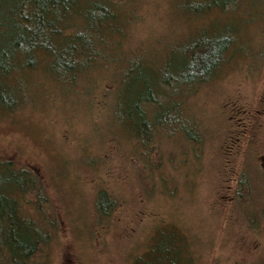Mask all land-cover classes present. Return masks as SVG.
Instances as JSON below:
<instances>
[{
  "label": "rangeland",
  "instance_id": "obj_1",
  "mask_svg": "<svg viewBox=\"0 0 264 264\" xmlns=\"http://www.w3.org/2000/svg\"><path fill=\"white\" fill-rule=\"evenodd\" d=\"M127 3L133 13H128L132 27L122 39L126 50L155 49L158 53L164 40L179 53L193 56L187 39L195 23L177 12L175 5H167L165 0H139L137 7ZM174 39L176 44H172ZM134 63H126L120 70H128ZM163 76L167 78V73ZM105 79L118 85V75ZM208 82L196 92L183 115L186 121L189 112L192 122H198L201 138L190 147L179 137L177 144L165 136L156 137L161 152L157 148L154 195L145 192L151 184L144 179L148 171L140 162L134 167L123 146L112 141L118 136V123L110 110H88L86 97L72 100L66 111L58 101L39 112L28 108L24 115L28 119L18 120V125L27 123L24 131L14 130V123L8 120L0 121V161L33 170L49 198L46 211L55 224L49 264H128L152 245V235L143 241L155 222L156 234L175 229L178 243L181 238L189 241L187 250L191 257L195 255V264H264V70L245 66L220 70ZM98 102V94L92 95V105ZM79 105L85 108L82 115ZM99 105L103 107L101 101ZM248 121L253 123L246 133L239 126L229 135L231 126ZM39 128L48 129L44 142L37 145L32 134L38 138ZM227 137L234 138L236 146L248 147L246 154L227 158L222 153ZM26 138L29 145L20 147ZM39 148L45 150V158L40 160L35 157ZM87 151L93 154L95 164L85 168L80 165L91 163L84 156ZM171 155L173 163L169 162ZM100 189L117 202L107 214L108 222L96 210ZM25 225L18 235L30 244L38 239L39 249L46 248L45 230L39 221L34 223L35 229ZM41 261L38 254L36 262ZM0 264H13L3 246Z\"/></svg>",
  "mask_w": 264,
  "mask_h": 264
},
{
  "label": "trees",
  "instance_id": "obj_2",
  "mask_svg": "<svg viewBox=\"0 0 264 264\" xmlns=\"http://www.w3.org/2000/svg\"><path fill=\"white\" fill-rule=\"evenodd\" d=\"M137 1L0 0V121L8 120L14 123V130L24 131L27 123L18 125V120L28 119L24 117L28 108L39 112L48 103L58 101L66 111L72 100L86 97L87 109L110 110L118 123V136L112 141L123 146L134 167L140 162L143 170L148 171L144 179L151 184L145 192L154 195L159 168L156 137L170 138L174 125H183L186 102L190 107L196 92L220 70L241 66L264 70V0H165L195 23L187 39L192 57L187 52L179 53L161 39L158 53L155 49L137 52L123 47L122 39L132 27L128 13L133 11L127 2L137 7ZM204 18H211L210 23L199 22ZM186 28L189 32L190 24ZM175 39L172 44H176ZM131 62L135 63L128 70H120ZM113 74L119 76L118 85L105 79ZM95 94L103 107L99 102L92 105L91 97ZM84 109L79 105L81 115ZM174 111L177 121L172 120ZM39 129L40 140L32 134L37 145L44 142L48 128ZM54 142L56 145L55 133ZM26 145L27 138L19 144ZM44 151L39 148L35 157L45 158ZM91 155V151L84 152L91 163L79 165L88 168L95 164ZM22 156L20 153L19 157ZM42 194L39 180L31 170L0 161V243L9 256L17 258L18 249L30 245L18 235L26 225L23 217L15 213L25 196ZM97 194L96 210L108 222L107 214L117 202L102 189ZM9 197L18 204L10 202ZM154 224L143 241L144 244L152 235V245L128 264L196 263L195 255L191 257L187 250V239L181 238L178 243L180 236L175 229L164 234L158 230L156 234ZM46 225L54 228L55 224L48 218ZM13 237L18 238L17 246Z\"/></svg>",
  "mask_w": 264,
  "mask_h": 264
},
{
  "label": "flooded vegetation",
  "instance_id": "obj_3",
  "mask_svg": "<svg viewBox=\"0 0 264 264\" xmlns=\"http://www.w3.org/2000/svg\"><path fill=\"white\" fill-rule=\"evenodd\" d=\"M174 81H177V80H174ZM188 108H189V106H188V103L186 102L185 110ZM189 114H190L189 112L185 114L187 116V119H186V121H184V118H183V125H181L179 127V126H176V124H175L174 127L172 128L169 139L175 141V144H177L178 137H179L180 140L183 141V143H185L186 145H189L191 147L193 144V141H194L193 136L194 135L197 136L195 138H196V140H198L201 138V136L203 134V132L201 130H199V127L197 124L198 122H196L194 124V127H193L192 118L189 117ZM182 115H184V114H182ZM177 119H178V115L176 114V111H174V113L172 115V120L177 121ZM252 123H253V121H248L247 124H245V122L242 124H240V123H237L236 125L234 124L235 128L233 126H231V130L230 131L228 130V133H229V135H231V133L232 134L236 133L235 130L239 126L244 128V131L246 133V131H247L246 128L250 127L251 125H249V124H252ZM179 128H181V131L178 130ZM245 133L243 132V134H245ZM157 137H159V136H157ZM226 144L227 145L225 147H222V153H224V155L226 157L230 155V156H233L234 159H236V158L240 157L241 155L246 154L248 147L236 146L237 142L234 138H230L228 140V137H227ZM157 148H156V150H157ZM158 150H159V148H158ZM159 152H161V151L159 150ZM189 155L192 157V152ZM169 162L173 163V156L169 160ZM31 172L34 173L33 170H31ZM38 180H39V186L41 187L43 194L40 196L32 195V197H26L25 196L23 202L19 206L20 210H18L16 213L21 215L23 217V219L25 220V224H27V225L29 224V226L32 227V229H35L34 223L36 221H39V223L41 224V226L45 230L43 242L45 243L46 248H43L42 250H40L38 247L39 240L34 239L32 241V244L22 247L23 252L18 253L17 258L9 256L8 253L6 252L8 257L12 260L13 264H49V260H50L49 259V254H50L49 243L52 240V236H53L51 231H54L55 228H49L48 225H46V220H48V217H49V212L46 211V210H48V207H49V198H48L46 191L43 187V182L39 178H38ZM47 193H48V189H47ZM235 193H236V190L234 188L233 194H235ZM44 194H45V196H43ZM10 198H12V200L16 204H18L17 201L15 200V198H13V197H10ZM32 219H34V221H32ZM50 238H51V240H50ZM13 240L17 246L18 245V243H17L18 238L13 237ZM0 246H2L1 243H0ZM38 254H41V256H42L41 263L36 262V258L38 256Z\"/></svg>",
  "mask_w": 264,
  "mask_h": 264
}]
</instances>
